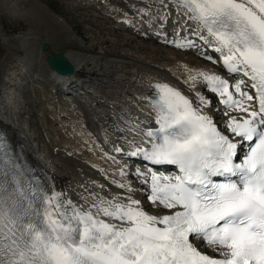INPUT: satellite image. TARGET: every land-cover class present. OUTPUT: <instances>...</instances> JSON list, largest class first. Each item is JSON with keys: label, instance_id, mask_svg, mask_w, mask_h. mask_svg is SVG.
I'll list each match as a JSON object with an SVG mask.
<instances>
[{"label": "snow or ice", "instance_id": "snow-or-ice-1", "mask_svg": "<svg viewBox=\"0 0 264 264\" xmlns=\"http://www.w3.org/2000/svg\"><path fill=\"white\" fill-rule=\"evenodd\" d=\"M170 2L227 72L241 77L230 84L198 73L221 98L223 130L202 111L210 101L200 93L194 106L167 83L154 85L158 127L144 131L149 147L129 142L126 155L178 169L175 175L136 169L149 185L148 200L166 210L158 215L133 198L130 184L115 180L127 196L93 193L87 208L79 206L54 186L26 178L19 165L6 168L0 138V264H264V0ZM173 43L199 47L187 37Z\"/></svg>", "mask_w": 264, "mask_h": 264}, {"label": "bare ground", "instance_id": "bare-ground-1", "mask_svg": "<svg viewBox=\"0 0 264 264\" xmlns=\"http://www.w3.org/2000/svg\"><path fill=\"white\" fill-rule=\"evenodd\" d=\"M123 1L125 2L124 7L133 5L134 12L135 10L141 12L147 8L150 10L154 4L163 5L160 3L161 0ZM163 1L167 2L174 10L173 15L180 19V24L172 25L171 29L167 31L144 24L141 19L135 17L134 24L141 26L144 32H150L151 38L167 47L175 48L173 41L187 37L195 40L196 43L199 42L198 46H203L209 51V54L217 58L219 54H215L210 46L203 44L198 37L191 35L190 31L195 28V25L180 15L170 1ZM113 3L112 1V5ZM18 20L27 26L26 33L14 36L5 34L2 26L6 24V26L14 29ZM176 22L179 21L176 20ZM150 30H155L166 36L155 38ZM178 31L179 37L177 36ZM67 36L66 28L54 18L46 7L44 8L39 4V0H0V125L5 130L9 140L24 155L28 163L37 169L46 184L54 186L55 190L63 193L65 197L69 195V198L79 200V204L82 201L84 204L91 203V194L93 193L108 198L117 194L127 196L126 190L117 187L112 181L128 183L134 188L130 177L135 174L136 169L139 168L142 172H147V169L141 165L129 167L128 160L122 158V153L115 152L114 148L120 147L123 150H131L127 140H140L145 137L142 134L143 129L135 130L133 126L141 124L142 127H147L148 120H152L156 116L155 110L148 106L143 98L146 91L157 79H162L169 85L181 90L194 102V105H197V93L206 99L204 91L213 93L203 83L202 77L198 75L199 72L218 74L227 79L230 84H235L241 78L238 74L236 77L234 74H229L230 77H226L227 75L224 74L220 66H218V70H213L197 59H185L184 55L186 54L175 53L171 50H166V56L164 55V59L169 61L167 65L156 64L128 54H116L103 60L104 64L108 66L103 70V66L100 64L101 66L98 67L97 61L92 55H88V51L78 49L79 47L69 48L63 53L72 64L73 73L67 76H58L47 67L45 57L50 53H57L61 42L66 40ZM43 43L48 46L44 51L40 49ZM200 47L178 49L191 51L195 55L207 53ZM21 51H24L23 55ZM91 63L96 64L99 69L96 74H91L86 68ZM29 71L45 75L51 85L55 81L56 86H58L57 90L62 89L60 86L65 85V83H72L77 86L80 83L72 81V79H76L77 81L81 80V83L88 87V90L95 93L91 94L84 86V90L81 88L75 91L77 94L75 98L69 95L73 98L72 101L82 106V109L76 122L77 125L73 123L74 125H69L67 129L69 130L68 139L71 142L63 149L57 151L47 149L42 144L41 139L34 137L36 134L28 126L26 119L17 115L20 102H22V91H24V75ZM192 76H196L197 79L191 80L190 77ZM213 94L217 97L218 110L215 113L209 104V106L203 107L202 111L210 115L218 127L223 130V122L227 119L222 114L224 105L221 103V98L216 93ZM101 97L109 99V103H103L100 100ZM130 114L135 115L137 119L129 118ZM232 114L236 115L237 113L233 112ZM146 122L147 124H145ZM78 130L82 131L88 148L96 157V166L84 158V147L75 140ZM142 143L145 145V141ZM109 157H115V161ZM137 157L139 158V156ZM120 169L125 171V176L119 174ZM157 173L168 174L161 170ZM138 180L143 183L142 177H138ZM143 184L146 187L144 194L148 196L149 185ZM101 185L103 187H100ZM141 193L142 191L137 190L132 194L133 198L139 200ZM84 198H88L87 202ZM151 205L153 210L148 211L150 214L158 215L161 212H166L162 207H157L152 203Z\"/></svg>", "mask_w": 264, "mask_h": 264}, {"label": "rangeland", "instance_id": "rangeland-1", "mask_svg": "<svg viewBox=\"0 0 264 264\" xmlns=\"http://www.w3.org/2000/svg\"><path fill=\"white\" fill-rule=\"evenodd\" d=\"M112 1L114 2L113 5ZM39 4L44 8L46 7L68 32V38L62 42L60 41L61 46L58 52L63 54L69 48L79 47L78 49L81 48L86 52L88 51V55H92L97 61L98 67L103 66V70L108 68L103 60L116 54H128L141 57L156 64L167 65L169 61L164 59L166 50H171L175 53L180 52L183 55L186 54L184 55L185 59H197V61L199 60L213 70H218L217 63H213L212 60L206 58V56H211L216 60V57L209 54L203 46L199 47L208 54L195 55L191 51H182L176 47L170 48L157 42L151 38L150 32H144L141 26L134 24V17L139 20L141 19V22L144 24H149L152 27H158L165 31L170 30L172 25L180 24V22H176V17L173 15L174 10L167 2L163 1V5L154 4L150 10L147 8L143 12L136 10L134 12L133 5L124 7L125 2L123 0H120V2L119 0H39ZM128 11L130 12L127 14ZM163 15L167 17L166 21ZM129 17L131 20H128ZM17 22L14 29L4 24L2 27L5 34L11 36L25 34L27 26L20 20ZM150 31L152 32L153 30ZM21 54L23 55L24 51H21ZM86 68L91 74H96L99 70L96 64L93 63L89 64ZM103 70L101 71L103 72ZM47 79L48 77L46 78L45 75H41L38 72H26L23 80L24 91H22L21 95L22 102H20L17 115L26 119L28 126L36 134L34 137L39 140L41 139L42 144L47 149L57 151L63 149L71 142L68 139L69 130L67 129L69 125H77L76 122L80 117L79 113H81L82 106L72 101L73 98L69 94L53 87ZM102 82L104 83V81ZM84 86L83 90L86 87ZM86 89L88 90V87ZM88 91L91 94H95L92 90ZM204 95L210 101V106L216 113L219 107L217 97L208 91H204ZM100 100L103 103H109V99L107 98L101 97ZM127 138L129 139V137ZM75 140L80 143V146L84 147V158L96 166L97 159L88 148L82 131L78 130L76 132ZM132 175L130 177L132 185L138 191H142L139 197L141 206L147 212L152 211L153 206L148 200V196L144 194L146 191L145 185L139 182L137 175ZM197 244L199 247L200 243L197 242ZM200 250L213 255L211 249L200 247Z\"/></svg>", "mask_w": 264, "mask_h": 264}, {"label": "water", "instance_id": "water-1", "mask_svg": "<svg viewBox=\"0 0 264 264\" xmlns=\"http://www.w3.org/2000/svg\"><path fill=\"white\" fill-rule=\"evenodd\" d=\"M47 44L40 46L42 51L47 49ZM47 67L60 76H67L73 73V66L62 53H50L45 57Z\"/></svg>", "mask_w": 264, "mask_h": 264}]
</instances>
